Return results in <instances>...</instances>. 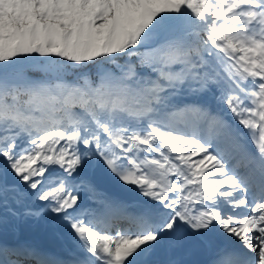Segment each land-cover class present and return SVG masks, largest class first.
Here are the masks:
<instances>
[{
    "label": "snow or ice",
    "instance_id": "obj_1",
    "mask_svg": "<svg viewBox=\"0 0 264 264\" xmlns=\"http://www.w3.org/2000/svg\"><path fill=\"white\" fill-rule=\"evenodd\" d=\"M0 264H264V0H0Z\"/></svg>",
    "mask_w": 264,
    "mask_h": 264
}]
</instances>
